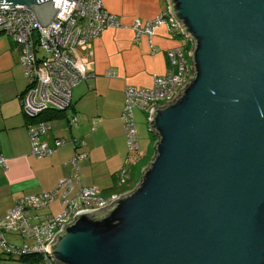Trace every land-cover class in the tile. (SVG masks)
I'll return each instance as SVG.
<instances>
[{
  "label": "water",
  "instance_id": "water-1",
  "mask_svg": "<svg viewBox=\"0 0 264 264\" xmlns=\"http://www.w3.org/2000/svg\"><path fill=\"white\" fill-rule=\"evenodd\" d=\"M23 5L45 26L52 0ZM192 41L193 77L152 109L138 184L79 211L59 264H264V0H168ZM71 104V102H70Z\"/></svg>",
  "mask_w": 264,
  "mask_h": 264
},
{
  "label": "crops",
  "instance_id": "crops-1",
  "mask_svg": "<svg viewBox=\"0 0 264 264\" xmlns=\"http://www.w3.org/2000/svg\"><path fill=\"white\" fill-rule=\"evenodd\" d=\"M103 4L120 25L108 27L98 38L73 48L78 69L87 76L72 88L69 107L62 111L52 106L44 114L51 127L44 139L66 141L42 158L30 152L26 114L20 105L19 96L26 88L22 87L19 48L7 37L0 40V153L6 159V166L0 165V216L18 198L51 191L63 177L72 184L66 198L75 196L79 185L95 186L105 194L121 193L124 187L118 184V172L127 157L120 118L124 88L151 87L153 75L164 74L168 68L167 49L182 41L161 26L149 43L145 36L136 37L132 27L136 20L150 19L166 10L168 0H103ZM135 124L137 134L144 139L145 129ZM138 141L140 148L139 137ZM81 152L86 156L75 167L70 161ZM61 200L56 197L43 209L32 211L31 222L59 213ZM6 234L5 239L14 245ZM24 257L0 253V264H35L33 258Z\"/></svg>",
  "mask_w": 264,
  "mask_h": 264
},
{
  "label": "built area",
  "instance_id": "built-area-1",
  "mask_svg": "<svg viewBox=\"0 0 264 264\" xmlns=\"http://www.w3.org/2000/svg\"><path fill=\"white\" fill-rule=\"evenodd\" d=\"M52 2L54 9L58 10L45 26L40 24L35 12L28 7L0 4V35L10 36L18 46L19 64L28 79V85L19 100L26 114L30 152L37 158L54 153L66 141L63 138L44 139L51 131L49 117L44 114L52 106L62 111L69 107L72 88L87 76L78 69L72 55L73 48L98 38L101 31L108 27L120 25L117 17L105 9L103 0ZM161 26L167 27L182 43L167 49L168 68L164 74L153 75L151 87L127 85L124 88L120 118L127 157L118 172L120 186L128 182L132 157L141 155L133 109L136 107L146 111L149 121L152 109L173 101L193 77L192 41L184 33L169 5L153 18L136 20L132 25L136 37L145 36L149 43ZM79 144L83 145L84 141H79ZM85 156V153H76L70 162L76 167L77 161ZM0 165L6 166V159L1 153ZM71 188L70 179L63 177L51 191L18 198L6 214L0 216V253L8 257L34 256L35 264H59L51 256L49 248L64 226L71 223L79 211L101 209L123 194L115 191L105 194L95 186L79 185L76 195L66 198ZM59 196L63 204L59 213L31 222L32 211L43 209ZM6 233L18 234L30 243L12 245L5 239Z\"/></svg>",
  "mask_w": 264,
  "mask_h": 264
},
{
  "label": "rangeland",
  "instance_id": "rangeland-1",
  "mask_svg": "<svg viewBox=\"0 0 264 264\" xmlns=\"http://www.w3.org/2000/svg\"><path fill=\"white\" fill-rule=\"evenodd\" d=\"M9 38L11 41V37L7 36L6 34L0 35V40H7ZM1 42V41H0ZM1 63V62H0ZM21 75L23 77V88H26L28 85V79L24 76L23 69L21 67ZM135 115V122L138 124V126H141L145 129L144 139L140 135H138L140 139V149H141V156L138 160L134 161V163L129 165V183L125 184L124 187L121 188V193H126L131 191L139 182L140 177L142 175V172L144 168L149 164V162L152 159V156L154 154V144H155V136L153 133L149 130V121L146 117V111L135 109L134 110ZM136 125V124H135ZM6 237L9 238L12 242H14V245L21 246L22 243H30L29 240H24L20 235L18 234H6Z\"/></svg>",
  "mask_w": 264,
  "mask_h": 264
},
{
  "label": "trees",
  "instance_id": "trees-1",
  "mask_svg": "<svg viewBox=\"0 0 264 264\" xmlns=\"http://www.w3.org/2000/svg\"><path fill=\"white\" fill-rule=\"evenodd\" d=\"M44 116H45V115H44ZM154 138H155V137H154ZM140 156H141V155H138V156L132 157L131 164L134 163V161L138 160V159L140 158ZM128 176H129V173H128ZM29 258H33V259H35L34 256H26V257H24V260H25V259L27 260V259H29Z\"/></svg>",
  "mask_w": 264,
  "mask_h": 264
}]
</instances>
